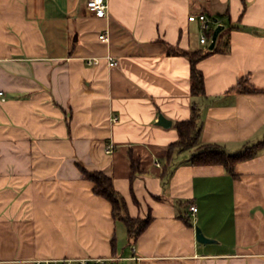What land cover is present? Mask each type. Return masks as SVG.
<instances>
[{
  "label": "crops",
  "instance_id": "obj_1",
  "mask_svg": "<svg viewBox=\"0 0 264 264\" xmlns=\"http://www.w3.org/2000/svg\"><path fill=\"white\" fill-rule=\"evenodd\" d=\"M107 1L100 19L86 0H0V264H264V148L236 176L182 151L161 178L193 104L203 144L236 153L264 139V0ZM200 15L223 31L193 97L189 60L169 50L205 49ZM79 165L111 177L131 217L152 218L136 242Z\"/></svg>",
  "mask_w": 264,
  "mask_h": 264
},
{
  "label": "trees",
  "instance_id": "obj_2",
  "mask_svg": "<svg viewBox=\"0 0 264 264\" xmlns=\"http://www.w3.org/2000/svg\"><path fill=\"white\" fill-rule=\"evenodd\" d=\"M223 15L221 17H229ZM212 23L209 28L204 31L209 44L205 49L196 51H182L170 49L169 54L176 53L185 56L190 63L191 68V95L193 97L206 96L205 77L200 70L199 65L202 61L209 58L211 55L218 52V45L213 51L209 50L210 42L212 40L214 31L218 27L215 20L218 17L211 16ZM225 24V26H228ZM247 82L241 80L239 82V92L245 94L257 93L258 90L251 86L244 85ZM175 129L178 133V138L175 142L171 143L167 149V156L161 178L164 180L169 174L175 155L182 151H193L190 158V163L195 167L203 166H223L225 170L232 176H236L235 168L241 162H246L254 159L259 154L260 150L264 148V139L253 144H246L241 150L236 153H228L222 145L219 144H203L200 140L202 131V122L200 121V108L197 104L192 105V113L189 120L180 121L175 124ZM81 173L86 180L93 183V193L107 200L112 206L113 216L117 220H121L128 233L129 244H133L138 240L143 232L150 226L152 218H133L129 215L128 206L123 197H121L114 188L113 180L101 171H89L79 165ZM140 161L132 159V175L131 183L135 178L142 174ZM188 225V221H186ZM113 241V245H114Z\"/></svg>",
  "mask_w": 264,
  "mask_h": 264
},
{
  "label": "built area",
  "instance_id": "obj_3",
  "mask_svg": "<svg viewBox=\"0 0 264 264\" xmlns=\"http://www.w3.org/2000/svg\"><path fill=\"white\" fill-rule=\"evenodd\" d=\"M86 7L96 18L102 19L107 17L108 9H109L107 0H86ZM199 20L201 22V32H202L200 43L204 46H207L209 42L206 35L204 34V31L209 28L210 24L212 23V20L208 18L206 15H200ZM100 40L104 42H108L109 40L108 33L105 32L101 34ZM108 60H109V65L111 67H115L119 64L118 61L114 60L113 58H109ZM0 97H4V94L2 92H0ZM113 122L114 123L118 122V118H114ZM113 151H114L113 144H109L107 146V153L112 154ZM190 211L193 215H195L197 214L198 209L196 206H192L190 208ZM100 262L101 260H92V259H79V260L68 259V260H45V261H39L36 264H92V263L98 264Z\"/></svg>",
  "mask_w": 264,
  "mask_h": 264
},
{
  "label": "water",
  "instance_id": "obj_4",
  "mask_svg": "<svg viewBox=\"0 0 264 264\" xmlns=\"http://www.w3.org/2000/svg\"><path fill=\"white\" fill-rule=\"evenodd\" d=\"M215 23H218V20H215ZM222 31H223V26L221 25H219L214 31V34H213V37H212V40L209 46L210 51H213L215 49L217 41H218V37ZM158 125L165 127V128H169L172 125V122L170 120H167L163 115H160ZM196 233H197L198 242L206 243V244L213 243L212 240H209L208 238L205 237L201 229L198 228L196 230Z\"/></svg>",
  "mask_w": 264,
  "mask_h": 264
},
{
  "label": "rangeland",
  "instance_id": "obj_5",
  "mask_svg": "<svg viewBox=\"0 0 264 264\" xmlns=\"http://www.w3.org/2000/svg\"><path fill=\"white\" fill-rule=\"evenodd\" d=\"M122 226V230H125V226L122 224L121 225ZM199 228V227H198ZM199 229H201V228H199ZM94 264V263H93ZM109 264H111V263H109ZM119 264H129L128 262H121V263H119Z\"/></svg>",
  "mask_w": 264,
  "mask_h": 264
}]
</instances>
